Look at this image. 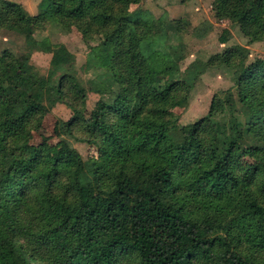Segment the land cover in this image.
Masks as SVG:
<instances>
[{
    "label": "trees",
    "instance_id": "trees-1",
    "mask_svg": "<svg viewBox=\"0 0 264 264\" xmlns=\"http://www.w3.org/2000/svg\"><path fill=\"white\" fill-rule=\"evenodd\" d=\"M46 1L32 14L0 0V27L75 26L89 45L85 69H104L116 98L100 100L98 118L87 120L93 88L80 82L65 43L53 46L46 76L29 52L0 53V264H264V57L250 61L243 45L211 56L237 72L236 89L180 124L173 108L193 84L180 65L185 48L172 40L187 18L130 12L137 0ZM212 10L249 44L264 41V0H214ZM58 103L73 112L59 135L93 144L100 157L85 159L67 141L56 154L31 143ZM239 103L249 117L229 137L219 118Z\"/></svg>",
    "mask_w": 264,
    "mask_h": 264
},
{
    "label": "rangeland",
    "instance_id": "rangeland-1",
    "mask_svg": "<svg viewBox=\"0 0 264 264\" xmlns=\"http://www.w3.org/2000/svg\"><path fill=\"white\" fill-rule=\"evenodd\" d=\"M24 2L32 13H40L46 10V0H14ZM214 0H137L130 6V12L136 10H148L155 16H164L170 20L187 18L190 21L189 28L184 26L182 35L173 37V43L184 46L186 57L180 62L184 78L193 86L186 97L178 103L173 111L177 114L180 124L193 123L205 116L215 93L221 90L236 89L237 72L227 65H211L209 59L218 52H222L230 46H248L252 61L257 57H264V41L249 44V38L245 37L240 26L230 20L217 21L214 18L212 3ZM207 22L202 35H197L193 29ZM205 28L207 30H205ZM229 29L228 41L220 40L224 29ZM65 43L69 50L76 56V70L80 82L86 88H93L87 93L86 117L89 122L98 118L99 101L114 102L116 96L107 90L108 86L101 78L104 69H85L89 45L84 41L81 32L74 26L67 30L62 26L49 22L44 26H32L25 31L0 27V53L9 49L17 55L31 54V62L39 69L42 75L49 73L53 46ZM197 71V76L194 72ZM8 94L13 99L17 98L15 85L8 82ZM105 87V88H104ZM103 90H99V89ZM100 91V92H98ZM90 108V109H89ZM72 110L65 103H58L44 121L33 131L31 143L40 147L45 143L53 154L60 149L62 141L78 149L85 159L100 157L101 150L88 142L75 139L69 134L59 135L61 122L69 120ZM249 111L242 104L237 105L234 114H227L219 118V124L225 133L232 137L234 125L238 120H246ZM82 137V134H78Z\"/></svg>",
    "mask_w": 264,
    "mask_h": 264
},
{
    "label": "crops",
    "instance_id": "crops-1",
    "mask_svg": "<svg viewBox=\"0 0 264 264\" xmlns=\"http://www.w3.org/2000/svg\"><path fill=\"white\" fill-rule=\"evenodd\" d=\"M21 3H23L24 5H25V7L27 8L28 6H27V4H25L24 2H21ZM28 9V8H27ZM29 10V9H28ZM30 11V10H29ZM31 12V11H30ZM32 13V12H31ZM32 14H36V13H32ZM105 88V87H104ZM99 90H103L102 88L101 89H99ZM90 109V108H89Z\"/></svg>",
    "mask_w": 264,
    "mask_h": 264
}]
</instances>
